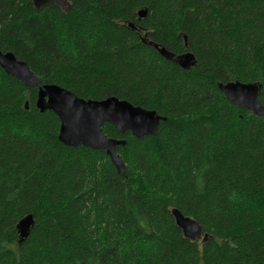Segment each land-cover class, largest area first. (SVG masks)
I'll use <instances>...</instances> for the list:
<instances>
[{"label": "trees", "instance_id": "obj_1", "mask_svg": "<svg viewBox=\"0 0 264 264\" xmlns=\"http://www.w3.org/2000/svg\"><path fill=\"white\" fill-rule=\"evenodd\" d=\"M69 1L63 12L0 0V51L43 84L166 121L141 139L104 124L125 142L121 175L106 151L62 144L37 88L0 67V264H264V119L218 87L261 83L264 105V0ZM149 43L197 64L184 70ZM174 208L208 241L185 238Z\"/></svg>", "mask_w": 264, "mask_h": 264}, {"label": "water", "instance_id": "obj_2", "mask_svg": "<svg viewBox=\"0 0 264 264\" xmlns=\"http://www.w3.org/2000/svg\"><path fill=\"white\" fill-rule=\"evenodd\" d=\"M31 1L37 9L51 4L59 7L63 12H68L71 7L69 0ZM146 13L145 10L140 11V18H145ZM130 27L135 29L133 24H130ZM149 45L153 46L162 57L184 70L188 71L197 64V59L192 52L176 54L158 44L149 43ZM0 67L27 88H37L36 106L41 112L52 111L57 115L60 120L59 141L62 144L72 148L83 146L106 151L121 175L126 173L127 168L117 148L124 146L125 142L106 136L103 132L104 124L114 126L121 133L131 132L134 137L141 139L157 135L161 122L166 121V118L156 111L136 107L126 100L116 97L102 101L85 100L58 85L43 84L28 64L19 60L12 52L0 51ZM218 87L231 104L264 119V105L260 102L261 83L235 81L220 83ZM26 108L28 109V105ZM171 214L185 238L191 241H208L209 235L204 233L198 221L185 216L176 208L172 209ZM34 225L35 220L32 215L20 220L17 229L22 239L29 237Z\"/></svg>", "mask_w": 264, "mask_h": 264}]
</instances>
